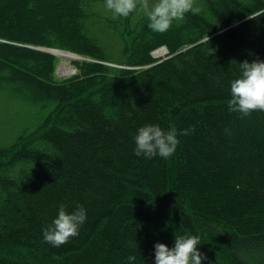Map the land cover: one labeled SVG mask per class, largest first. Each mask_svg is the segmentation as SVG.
<instances>
[{
  "label": "trees",
  "instance_id": "obj_1",
  "mask_svg": "<svg viewBox=\"0 0 264 264\" xmlns=\"http://www.w3.org/2000/svg\"><path fill=\"white\" fill-rule=\"evenodd\" d=\"M98 3L0 0V90L44 112L0 148V264H155V244L192 235L202 264H264V111L227 108L239 64L264 61V0H195L165 33ZM36 47L93 60L60 82ZM145 125L194 131L148 159L134 154ZM61 205L87 220L52 247L43 230Z\"/></svg>",
  "mask_w": 264,
  "mask_h": 264
},
{
  "label": "clouds",
  "instance_id": "obj_2",
  "mask_svg": "<svg viewBox=\"0 0 264 264\" xmlns=\"http://www.w3.org/2000/svg\"><path fill=\"white\" fill-rule=\"evenodd\" d=\"M195 0H105V8L113 14V18H127L138 9L147 17L148 27L157 33H165L173 21L183 20L186 13L198 14L200 9L194 7ZM241 75L230 83L231 99L227 108L230 113H238L247 117L254 111H264V61L245 60L239 64ZM189 131L178 133L172 127L164 131L159 125H145L138 129L135 136L134 154L148 159L157 156L167 159L176 151L179 140L177 136L188 135ZM227 131V130H226ZM84 207L78 206L72 213L61 205L58 216L43 230V241L52 247H61L79 235L80 227L86 222ZM200 239L196 235L176 236L174 247L169 249L162 243L154 245L155 264H202L207 257L197 251ZM136 259L129 256L130 264Z\"/></svg>",
  "mask_w": 264,
  "mask_h": 264
},
{
  "label": "rangeland",
  "instance_id": "obj_3",
  "mask_svg": "<svg viewBox=\"0 0 264 264\" xmlns=\"http://www.w3.org/2000/svg\"><path fill=\"white\" fill-rule=\"evenodd\" d=\"M5 3V0H3ZM150 4H154L156 0H149ZM98 11L106 12L108 11L104 5L105 3H98ZM145 15L143 11L139 10L137 14L133 17V22H139L142 19V16ZM164 48V49H163ZM165 50L164 54L157 55V52ZM66 52V51H65ZM71 54H77L72 51ZM70 54V53H69ZM168 48L166 46H161L155 51H153L152 56L155 61H161L169 57ZM76 57V55H74ZM83 56V55H81ZM91 59V58H88ZM93 60V59H91ZM64 64L61 59H58V65L55 72V77L57 81H64L69 79L79 72V66L73 61L65 62V64L70 65L71 68L75 71L70 76H64L60 73L61 65ZM107 64V63H106ZM112 63H108L111 65ZM118 66V65H111ZM122 67V66H118ZM142 67H136L139 69ZM44 115V112H41L40 109L28 100H24L22 97L14 95L9 89L0 90V148L8 147L13 144L16 139L23 134L24 132H32L38 127L41 122V119Z\"/></svg>",
  "mask_w": 264,
  "mask_h": 264
},
{
  "label": "bare ground",
  "instance_id": "obj_4",
  "mask_svg": "<svg viewBox=\"0 0 264 264\" xmlns=\"http://www.w3.org/2000/svg\"><path fill=\"white\" fill-rule=\"evenodd\" d=\"M164 49V48H163ZM165 50H161L159 52H157V55H162L164 54ZM53 54L56 56V58L61 59L63 61L64 64L61 65L60 68V73L64 76H70L71 74H73L75 71V69L73 70L71 68L70 65H66L65 62L68 61H73V57H75L73 54H69V52H65V51H57V50H53ZM113 67V66H112ZM73 76V75H72Z\"/></svg>",
  "mask_w": 264,
  "mask_h": 264
},
{
  "label": "water",
  "instance_id": "obj_5",
  "mask_svg": "<svg viewBox=\"0 0 264 264\" xmlns=\"http://www.w3.org/2000/svg\"><path fill=\"white\" fill-rule=\"evenodd\" d=\"M37 49L42 50V51H45V52H48V53H51V54H53V50H56V49H52V48H42V47H37ZM74 55H76V57H73L74 60L85 59V57H83V56H80V55H77V54H74Z\"/></svg>",
  "mask_w": 264,
  "mask_h": 264
}]
</instances>
